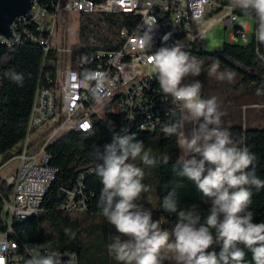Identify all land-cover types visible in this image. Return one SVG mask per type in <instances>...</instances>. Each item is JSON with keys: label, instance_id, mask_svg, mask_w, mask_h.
I'll list each match as a JSON object with an SVG mask.
<instances>
[{"label": "built area", "instance_id": "1", "mask_svg": "<svg viewBox=\"0 0 264 264\" xmlns=\"http://www.w3.org/2000/svg\"><path fill=\"white\" fill-rule=\"evenodd\" d=\"M31 2L30 11L12 23V37L0 33V48L32 42L45 51L26 137L15 146V152L11 150L10 159L0 163L1 173L17 160L11 175L0 177V184L5 181L11 187L5 194L0 191V264H28L38 250L52 256L54 264H80L79 253L74 250L23 247L13 229V220H28L44 210L46 195L59 173V168L50 165L47 147L71 130L90 133L99 122L122 132L163 134L161 127L169 120L170 110L179 112L180 106L161 93L151 68L152 54L162 46H191L198 36L205 42L204 49L215 51L217 48L208 47L205 34L212 33L220 23L230 29L228 42L247 44L252 40V28L226 0ZM64 14H117L132 19L122 18V26L114 31L107 20L100 21L112 34L114 47L89 49L81 41L78 48L56 45L54 38ZM153 17L156 26L152 48L146 49L144 21ZM242 133L236 134L239 146ZM85 175L82 173L66 190L59 211L72 215L88 211L94 193L87 190Z\"/></svg>", "mask_w": 264, "mask_h": 264}, {"label": "clouds", "instance_id": "2", "mask_svg": "<svg viewBox=\"0 0 264 264\" xmlns=\"http://www.w3.org/2000/svg\"><path fill=\"white\" fill-rule=\"evenodd\" d=\"M231 4L258 21L255 42L259 54L264 46V0H231ZM144 24V47L150 49L155 18L145 19ZM259 59L264 61V56ZM151 68L161 93L180 106L179 112L170 110L169 120L161 127L165 136L177 138L180 149L173 168L180 182L170 181V190L160 202L165 213L175 214L176 222L170 231L163 229L159 220L152 219L151 210L140 203L142 193L148 191L142 183L145 168L167 164L169 157H155L135 134L114 133L103 152L93 149L95 158L103 161L95 168L102 184L98 206L118 233L108 244L109 255L118 264H249L246 255L250 252L251 264H264V222H253L250 209L252 190L264 189V179L254 167L256 154L239 146L222 127L217 100L201 97L202 83L185 82L200 75L201 61L179 45L162 46L152 54ZM217 72L218 66H214L208 75L229 82L234 79L232 72ZM5 76L23 82L20 73L9 71ZM184 180L191 181L201 199L210 202L206 215L197 204L179 207L178 189ZM28 264L54 261L38 250Z\"/></svg>", "mask_w": 264, "mask_h": 264}, {"label": "trees", "instance_id": "3", "mask_svg": "<svg viewBox=\"0 0 264 264\" xmlns=\"http://www.w3.org/2000/svg\"><path fill=\"white\" fill-rule=\"evenodd\" d=\"M99 1V0H93ZM231 2V0H226ZM241 17L246 15L237 9ZM122 18L132 19L130 16L109 14H83L80 22L81 44L85 48L114 47L113 36L100 21L107 20L109 29L115 30L122 26ZM123 19V20H124ZM258 21L255 19V31ZM204 40L198 36L191 46L182 50L202 62L199 76L189 77L187 82L199 80L202 83L201 97L205 96L209 69L221 66L234 73L239 80L238 87L251 95H264V46L259 48L255 42V33L247 44L225 42L220 50L209 51L203 48ZM45 51L36 43H24L17 46H3L0 48V155L12 150L27 134L28 119L32 108L35 90L40 78ZM53 56V54H51ZM14 71L23 76V82H15L5 76ZM240 133L242 127L232 128ZM135 134L138 140L144 142L145 148L158 159L169 157L167 164L156 168H145L142 181L148 191L142 193L140 201L152 212L153 220L163 223L165 230H171L176 222L175 214L165 213L160 208V202L170 190L169 182L179 183L173 168L180 155L177 138L167 137L156 132H134V130H115L110 124L99 122L90 133L71 130L57 138L47 147L50 154V165L59 168V173L48 191L44 210L33 218L23 221H13L18 238L23 247L38 249L74 250L79 253L80 264H118L109 255L108 244L114 235H118L115 227L107 223L98 206L99 194L102 188L101 179L96 175L95 168L102 160L96 159L94 147L104 151V145L111 143L113 134ZM139 164V162H137ZM142 166V165H141ZM82 173H86L84 184L90 193H94L93 200L87 212L72 215L58 210L65 197L66 190L74 186ZM183 187L178 189V205L187 208L193 204L199 206L202 215H206L210 202L201 199L191 181L184 180ZM169 185V187H165ZM11 187L3 181L0 191L5 194ZM3 201L0 195V216ZM254 212L253 222H264V211ZM213 250L212 248L209 251ZM215 250L218 252L219 247ZM247 251V250H246ZM251 264V253L246 255ZM165 264H168L166 261Z\"/></svg>", "mask_w": 264, "mask_h": 264}, {"label": "rangeland", "instance_id": "4", "mask_svg": "<svg viewBox=\"0 0 264 264\" xmlns=\"http://www.w3.org/2000/svg\"><path fill=\"white\" fill-rule=\"evenodd\" d=\"M241 20L251 24L252 32L249 34V37L253 38L255 32V17H242ZM80 22L81 15L64 14L54 38L56 45L78 48L79 41H81ZM229 32L230 29L226 30L223 23L218 24L212 33L205 34V41L208 47H215L217 50H220L224 42H228ZM225 72L230 71L224 67L218 66L217 75ZM238 84L239 80L235 76L234 79L229 82L227 79L221 80L218 79L217 76L208 75L206 93L202 98H215L217 100L219 110L223 114L221 116L222 127L230 131L235 141L239 140L236 135L238 132H233L232 128L242 127L241 145L242 147H248L251 152L256 154L258 159L254 167L257 175L261 179H264V95H251L245 93L243 90L239 89ZM13 149V152H15L18 147ZM10 153L11 150L3 154L0 158V163L8 161L10 159ZM16 166L17 160L11 162L9 166H7L8 168H4L0 173V177H9ZM252 191L251 211H264V189L260 191L253 189ZM144 208L149 209L147 206ZM174 218L176 220V216ZM160 224L163 228V223L161 221Z\"/></svg>", "mask_w": 264, "mask_h": 264}, {"label": "water", "instance_id": "5", "mask_svg": "<svg viewBox=\"0 0 264 264\" xmlns=\"http://www.w3.org/2000/svg\"><path fill=\"white\" fill-rule=\"evenodd\" d=\"M31 6V0H0V33L12 37V23L26 15Z\"/></svg>", "mask_w": 264, "mask_h": 264}, {"label": "bare ground", "instance_id": "6", "mask_svg": "<svg viewBox=\"0 0 264 264\" xmlns=\"http://www.w3.org/2000/svg\"><path fill=\"white\" fill-rule=\"evenodd\" d=\"M39 213H33V216L34 215H38ZM23 220H25V219H18V220H13V221H23Z\"/></svg>", "mask_w": 264, "mask_h": 264}]
</instances>
